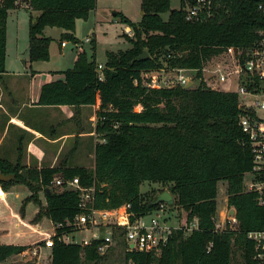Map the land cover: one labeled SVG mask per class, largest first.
<instances>
[{
  "label": "trees",
  "instance_id": "trees-1",
  "mask_svg": "<svg viewBox=\"0 0 264 264\" xmlns=\"http://www.w3.org/2000/svg\"><path fill=\"white\" fill-rule=\"evenodd\" d=\"M18 1L28 2L38 12H31L29 21L31 62L50 59L53 38L44 34L47 26L65 30L62 42H78L74 34L76 21L87 19L97 6V0H2L0 74L6 72L7 20L10 10L19 6ZM222 1L220 14L207 21H187L183 8H172L171 0H141L143 14L139 22L116 11L121 22L133 31L132 36L126 34L132 46L106 52L104 79H99L95 53L89 58L82 51L73 67L61 71L64 78L42 86L41 105L81 106L95 104L99 98L96 131L102 140L95 145L93 168L60 165L23 169L21 154L16 163L0 158V171L16 174V179L1 182L2 187L9 191L22 184L33 191L23 202L22 216L28 201L39 206L33 222L44 217L54 223L65 222L81 211L77 192L49 187L56 175L78 176L82 185L95 186L96 208L131 203L140 214L159 206L152 203L154 197L144 198L141 185L146 181L171 183L180 223L186 226L197 219L198 227L189 234L184 228L176 230L158 256L131 252L125 259L132 258L138 264H237L234 257L239 251V264H264L254 257L255 244L248 239V232L264 228V207L258 205L254 192L245 190L252 154L239 123V95L213 88L203 79V68L225 47L245 49L258 38L264 16L257 6L263 0ZM164 13H168L167 19ZM144 51L149 56L139 59ZM172 67L197 69L199 85L145 84L147 71ZM220 182L227 183L228 205L236 209L238 223L216 231ZM42 189L45 204L36 193ZM100 242L63 243L56 239L52 264H98L102 259L97 251ZM27 247L0 243V264Z\"/></svg>",
  "mask_w": 264,
  "mask_h": 264
},
{
  "label": "built area",
  "instance_id": "built-area-1",
  "mask_svg": "<svg viewBox=\"0 0 264 264\" xmlns=\"http://www.w3.org/2000/svg\"><path fill=\"white\" fill-rule=\"evenodd\" d=\"M17 3L22 5L21 1ZM26 5L30 7L28 2ZM223 5L222 0H184L181 7L184 10L185 19L195 22L207 21L220 14ZM257 10L264 16V0L258 4ZM92 40V35L86 37L87 42H92ZM66 44V41L62 42V46ZM220 57L224 59L227 57L228 63L217 62L213 66L207 65L203 68V79L206 81L208 75L205 71H209L210 77L207 79L209 81L206 82L213 88H216L215 84L218 81L225 82L231 75H235L239 80L236 91L242 109L239 123L248 137V145L252 154V167L245 176V190L254 192L258 205L264 207V28L258 31V38L247 48L229 45L225 47ZM103 68L104 65L99 63L97 71L100 80L104 79ZM161 70H170L174 74L166 80L169 83L165 81L169 87L186 86L189 82L193 84V77H196L198 72L195 68L178 67ZM49 187L58 188L61 191L77 192L81 211L72 220L53 222L51 232H43L39 241L18 253L24 257L29 255L31 259L35 257L39 259L42 249H52L56 239L63 243H78L75 238L84 230H95L92 237L83 239L85 244L90 243L92 239H100L97 251L101 256L110 251L117 237L123 238L125 242V257L131 252L158 256L168 245L176 230L184 228L185 231L188 229L192 231L198 227L197 219H194L190 226L189 224L184 226L180 223L179 216L172 212H170L169 220L164 208L169 205L165 202L159 203L155 210L141 214L132 209L131 203H124L111 209L96 208V187L82 185L78 176L67 178L56 175ZM42 192L45 197L44 190ZM225 196V199H228L227 189ZM5 197V189L0 184V199ZM232 209L234 208L230 207L226 201L222 215L217 212L214 218L216 231L225 229L227 224L231 227L237 225L236 214L232 213ZM248 239L254 241V257L264 261V228L248 232ZM211 247L212 242L208 245V249L210 250ZM125 264L138 263L128 258L125 259Z\"/></svg>",
  "mask_w": 264,
  "mask_h": 264
},
{
  "label": "rangeland",
  "instance_id": "rangeland-1",
  "mask_svg": "<svg viewBox=\"0 0 264 264\" xmlns=\"http://www.w3.org/2000/svg\"><path fill=\"white\" fill-rule=\"evenodd\" d=\"M22 4H25L26 1H21ZM172 8H180L182 6V0H171ZM114 11H123L127 13L132 20L140 21L142 18V10H141V0H97V6L95 9L90 11L89 17L87 19H78L76 21L74 34L78 38V42H74L72 40H66L68 43L66 47L60 49V35L62 29L60 28H48L47 34H51L56 40L51 42L50 47V59L45 60L43 62H36L32 63L29 62V21H30V11H27L24 8H18L12 10L9 16L8 21V45H7V59H6V68L9 70H21V71H28L32 72L33 64L38 66L41 63L42 68L54 70H63L74 66L75 60L78 54L82 51H85L89 58H92V55L95 53L96 62L103 63L105 65L106 61V52L108 50L119 51V50H126L130 48L131 42L129 36L133 35V31L128 29L127 25L121 22L120 18L113 15ZM163 17L165 19L168 18V13H164ZM92 35L93 40H95V48H93V40L92 42H87L86 37ZM24 60L28 61V63H24ZM217 62L221 63H228L227 57L221 58L220 56L212 59L207 64L208 66H213ZM50 73V72H48ZM208 75L206 81L210 77L209 71H205ZM204 73V74H205ZM45 76V75H44ZM174 74L169 71H163L161 69L152 70L144 73V82L146 85L151 87H169L166 85V81L169 77H173ZM39 79V78H38ZM194 86L199 85L200 79L196 76L193 77ZM166 81V82H165ZM205 81V82H206ZM38 82L37 80L33 82V85H36ZM169 83V82H168ZM207 83V82H206ZM217 89L224 90V91H237L239 86V80L235 75H231L227 81L220 82L218 81L215 84ZM54 108H42L40 110V114L42 116L41 123L44 126L45 130L48 131L50 129L49 120L53 118ZM34 111V110H32ZM33 113V112H32ZM93 127L98 124V115H95L93 119ZM69 125V124H66ZM64 125V126H66ZM63 127V125H62ZM12 130V129H11ZM2 132V128L0 127V134ZM12 131L9 132L8 137L5 138L2 147H6L10 145V137L12 135ZM96 141L99 142L102 140V135L100 133H95ZM75 139L70 138L67 143L65 144V148L63 150L62 157H66L68 153L69 147H72L74 144ZM38 143H43V140H39ZM79 158V164L89 166V168H93L91 166L94 165V158L88 155L87 147H81L78 151V154L72 155V159ZM25 191L33 193L27 186H22ZM171 183H154V182H144L141 185V192L144 195L145 199H151L155 197L158 193L169 190L170 191ZM227 188L226 182H220L218 184V211L220 215L224 211V206L226 204L225 199V192ZM43 190V189H42ZM42 190L37 191L39 192L40 199L43 203H45V197ZM27 191V192H28ZM22 196L17 197L16 193H14L10 198V205L12 209L17 210L20 212V209L23 205L24 198L27 194H24L23 190H21ZM176 203V200H175ZM175 206V207H173ZM172 209L170 206L164 207L165 213L170 220V212L174 213V215L179 216L180 209L174 204ZM39 207L34 201H28L25 205V210L27 212V218L33 215L36 208ZM21 214V212H20ZM18 219V218H17ZM20 222L18 219L16 221ZM23 225V222H20ZM44 224L49 228L48 230L52 229L51 222L48 218L44 219ZM190 226V224H189ZM16 231L20 232L23 231L21 227L16 226ZM95 230H84L82 233H79L75 239H77L78 243L85 244L83 238L85 237H92ZM186 234L191 233V230L188 229L185 231ZM32 235V234H31ZM30 235V242H34V236ZM18 241H22L18 239ZM125 250L126 245L121 237H117L115 243L111 247L110 251L105 255L101 256L102 259L99 261L98 264H125ZM33 262L35 264H50V260L46 254H43L38 258L31 259L30 256H22L19 254L12 255L8 259H6L1 264H25L27 262ZM235 263L239 264L242 261L241 255L239 251L235 252L234 257ZM83 264H92L90 262H84Z\"/></svg>",
  "mask_w": 264,
  "mask_h": 264
},
{
  "label": "crops",
  "instance_id": "crops-1",
  "mask_svg": "<svg viewBox=\"0 0 264 264\" xmlns=\"http://www.w3.org/2000/svg\"><path fill=\"white\" fill-rule=\"evenodd\" d=\"M21 7L33 12L35 15L38 13L31 6L28 7L26 3L19 5L15 9ZM12 10H10L9 16ZM115 12H113V15L116 16ZM124 14L131 19L127 13ZM9 16L7 20V45ZM48 28L59 27L47 26L44 29L46 36H50L53 40H56L57 38H54L51 34H47ZM127 28L131 30L129 26ZM60 29H62L60 35V49H62L68 43L62 46L61 37L65 30L63 28ZM28 61L31 62L30 59ZM28 61L24 60V63L27 64ZM43 61L45 60L33 61L31 65L32 63ZM101 64L104 65V62ZM32 70V72H28L6 68V72L0 74V127L2 128L0 134V158L16 163L21 154L23 169L56 167L60 165L89 168V166L79 164V158L72 159V155L78 154L79 149L85 146L87 147L88 155L94 158V165L91 167H95V145L97 141L94 136L97 131L93 127V119L100 107L101 100L98 98L95 104L81 106L41 105L38 101L42 86L45 83L64 78V74L61 71L66 69L54 70L51 68L48 70L42 68L41 63H39L38 66L33 64ZM36 80L38 83L33 85V82ZM45 107L54 108L53 110L55 111L53 118L49 120L50 129L48 131L40 124L42 119L40 110ZM10 131L13 132L10 137V145L2 147ZM70 138L75 139L74 144L72 147H69L66 157H62L65 144ZM39 140H43V143H38ZM20 146L22 147L21 151ZM22 186L24 185L16 184L9 191L5 190L6 197L0 199V243L22 244L29 247L40 240L43 232H51L53 229L48 230L49 228H46L44 219L47 217L42 218L38 222H33L36 213L39 211V207L36 208L33 215L29 218H27L26 210L24 216H22L20 212L12 209L10 198L14 193H16L17 197H21V190H23L24 194H27L24 199L30 195L28 189L27 192ZM17 218L20 222H23V225L20 222L16 223ZM48 220L51 222L53 228V222L49 218ZM16 226L24 230L15 232ZM30 235L34 236V242H30ZM18 239L22 241H18ZM43 254H46L48 260L51 261L50 264H52V249L43 248L41 256ZM38 263L40 264V261Z\"/></svg>",
  "mask_w": 264,
  "mask_h": 264
},
{
  "label": "water",
  "instance_id": "water-1",
  "mask_svg": "<svg viewBox=\"0 0 264 264\" xmlns=\"http://www.w3.org/2000/svg\"><path fill=\"white\" fill-rule=\"evenodd\" d=\"M142 14H143V11H142ZM148 56H149L148 52L144 51L143 54L139 56V59H146ZM191 85H192V83L189 82L186 85V87H189ZM12 179H16L15 173H3L0 171V183L3 181H10ZM163 202L167 203L169 206L174 205L175 199L169 190H164V191L158 193L152 201V203L154 205H157V204L163 203ZM232 213L236 214V209H232Z\"/></svg>",
  "mask_w": 264,
  "mask_h": 264
}]
</instances>
